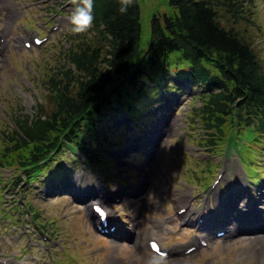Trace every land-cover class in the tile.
<instances>
[{"label": "rangeland", "instance_id": "1", "mask_svg": "<svg viewBox=\"0 0 264 264\" xmlns=\"http://www.w3.org/2000/svg\"><path fill=\"white\" fill-rule=\"evenodd\" d=\"M139 3L144 47L153 15L172 8L168 0ZM246 3L254 11L247 36L264 64V0ZM77 6L79 0H0V139L14 127L12 114L31 116L40 104L49 105L43 81L60 70L57 51L61 55L76 37L69 17ZM34 36L47 40L36 45ZM170 79L178 86L172 87ZM170 79L148 77L131 109L117 107L100 119L88 137V151L66 149L34 182L14 168H0V264H264V227L244 223L243 233L217 236L233 226L219 218L242 214L246 206L231 205L243 194L259 208L264 205V155L257 148L250 152L246 140L225 139L223 147L205 148L207 134L194 109L200 106L199 88L190 87L182 75L170 74ZM140 183L138 190L129 188ZM219 183L223 187L215 192ZM95 202L118 221H111L115 230L110 234L96 229ZM185 210L192 217L198 213L199 222L183 218ZM247 214L248 209L242 216ZM202 223L213 232L209 240L203 239ZM120 224L124 236L116 229ZM151 240L169 257L145 249L142 244L149 246ZM175 247L183 254L171 255Z\"/></svg>", "mask_w": 264, "mask_h": 264}, {"label": "trees", "instance_id": "2", "mask_svg": "<svg viewBox=\"0 0 264 264\" xmlns=\"http://www.w3.org/2000/svg\"><path fill=\"white\" fill-rule=\"evenodd\" d=\"M246 2L168 0L172 10L153 15L142 47L139 0L126 14L118 0H93L91 28L57 51L63 64L43 81L49 105L31 116L12 114L14 127L0 139V168L34 182L66 149L88 151L100 119L117 107L131 109L148 77L171 73L199 88L194 109L205 148L246 140L250 152L264 155V64L247 36L254 11Z\"/></svg>", "mask_w": 264, "mask_h": 264}, {"label": "bare ground", "instance_id": "3", "mask_svg": "<svg viewBox=\"0 0 264 264\" xmlns=\"http://www.w3.org/2000/svg\"><path fill=\"white\" fill-rule=\"evenodd\" d=\"M154 138L155 139H159V136H157V135H154ZM149 139H147V141H148ZM146 145V144H145ZM130 146H137V143H131L130 144ZM149 150V149H148ZM154 169H156V166H154ZM144 184V183H143ZM143 184H136V185H133L132 187H129L130 189H133V190H138V189H140V187L141 186H143ZM217 187H219L218 189H217ZM216 188H215V192H217V190H219V189H221V187H222V183L221 184H219L218 186H217ZM128 188V187H127ZM105 194V196H101L103 199H106V196H107V194L106 193H104ZM240 194V193H239ZM260 194H261V196H262V199L263 200H261V201H264V191H261L260 192ZM241 202L240 203H236V204H234V205H231V207L232 206H237V207H240V206H246L245 207V209L242 211V214L243 213H245V210H249V215L247 214V216H242V214L241 215H239V216H237V215H235L234 213L232 214V215H230L228 218L226 217V216H224V217H221V218H219L218 219V221H220L221 223H226V222H232L233 223V226H228V227H226L227 228V230L226 231H228L227 233H231L230 234V236H236V235H238V234H240V233H243L245 230H247V228H244L243 227V224L244 223H253V225H255V224H258L257 226H259V227H264V205H261L260 206V208H259V206H257V203H254V202H252L251 201V199H245V194H243L242 196H241ZM254 199H257L256 197L254 198ZM233 200H234V198L232 199V202H233ZM250 200V201H249ZM95 203H97V202H95ZM185 205L184 204H182L181 206H179V208H181V207H184ZM259 210H260V212H261V215H259L260 217L258 218L257 217V213H259ZM92 213H93V211H92ZM91 213V214H92ZM255 213V215L252 217V215ZM190 213H188V210L185 212V213H183L182 215H183V218H185V217H187V216H191V215H189ZM204 213L202 212L201 214H199V215H203ZM198 215V213H196V214H193V217L191 216V219L189 220V222H191V223H198L199 221H198V219H196V217H199V216H197ZM245 215V214H244ZM209 216H210V218H212V219H215L216 218V215H214V214H209ZM107 217H108V215H107ZM205 217V216H204ZM93 218V217H92ZM110 220H112L113 222L115 221L117 224H118V221L111 215V216H109V221ZM94 221H97V223L99 222V219L97 218V217H95V219H94ZM206 223V222H205ZM201 225V229L202 230H204V231H206V235H204V237H203V239L204 240H209V236H211L212 234H213V232L212 231H210L211 230V228H209V229H206V225L205 224H200ZM117 229L119 230V234H121V235H126L127 234V232H125V230H126V228L125 227H123L121 224L120 225H118V227H117ZM123 232H122V231ZM118 232V231H117ZM137 234V233H136ZM234 234V235H233ZM122 236V237H123ZM196 243H197V241H196ZM143 245V247L145 248V249H149V250H151L150 249V243H149V246H148V243L147 244H142ZM195 245H197V247H201V245H200V243L198 242L197 244H195ZM148 250V251H149ZM170 252H172L174 255H177V254H183L182 253V248L181 247H175V248H173V249H171L170 250ZM148 253H150V252H148ZM176 253V254H175ZM14 261H11V260H7V261H5V263H8V264H14L13 263Z\"/></svg>", "mask_w": 264, "mask_h": 264}, {"label": "clouds", "instance_id": "4", "mask_svg": "<svg viewBox=\"0 0 264 264\" xmlns=\"http://www.w3.org/2000/svg\"><path fill=\"white\" fill-rule=\"evenodd\" d=\"M75 2L76 0H73V3ZM118 3L120 5L119 12L126 14L134 0H118ZM93 8V0H79V6L74 9L69 17V31L73 35L83 34L91 28L94 21Z\"/></svg>", "mask_w": 264, "mask_h": 264}]
</instances>
